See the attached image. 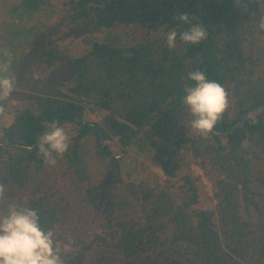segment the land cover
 <instances>
[{"label":"trees","instance_id":"16d2710c","mask_svg":"<svg viewBox=\"0 0 264 264\" xmlns=\"http://www.w3.org/2000/svg\"><path fill=\"white\" fill-rule=\"evenodd\" d=\"M59 1L18 0L0 20V61L11 54L10 74L19 87L0 110V167L7 169L8 194L28 193L25 201L13 195V203L36 210L62 245L67 232L74 236L77 250L64 254L65 264H87L102 246L119 247L130 259L158 249L167 264H264V236L250 252L238 245L250 224L244 210L249 215L254 208L264 218L256 197L264 174L254 173V160L264 159V32L257 27L264 0ZM181 13L202 24L207 38L190 44L178 37L170 49L166 34L190 27L177 19ZM56 25H89L82 51L74 41L38 36L52 35ZM36 36L41 42L32 46ZM195 70L225 88L229 106L211 133L193 138L177 125L191 115L182 98ZM53 121L70 137L54 166L38 148ZM91 147L110 166L104 184L90 173ZM181 147L211 161L218 213L231 241L216 227L197 177L177 178ZM130 151L137 155L132 169L125 163ZM148 154L166 179L146 175ZM61 177L75 184L79 205L91 214L88 223H98L100 232L89 236L71 222Z\"/></svg>","mask_w":264,"mask_h":264},{"label":"clouds","instance_id":"9594fccd","mask_svg":"<svg viewBox=\"0 0 264 264\" xmlns=\"http://www.w3.org/2000/svg\"><path fill=\"white\" fill-rule=\"evenodd\" d=\"M240 2L237 0L238 4ZM244 10H247L246 7ZM177 19L190 27L180 33L175 29L169 31L166 34L168 48H175L178 37L190 44H198L207 38L204 26L193 23V18L187 13L179 14ZM257 27L264 32V16L260 17ZM5 55L8 59L0 61V110L16 90V78L10 74L11 54ZM188 79L194 84L184 88L182 102L193 117L192 129L207 136L229 106L228 93L220 83L208 79L201 70L189 72ZM38 148L44 162L54 166L56 157L68 152L70 137L64 127L53 121L48 125V130L40 135ZM7 192L6 185L0 182V207H5ZM67 252L68 246L62 245L51 229L42 227L36 210L7 203L6 211L0 215V264H65L63 256Z\"/></svg>","mask_w":264,"mask_h":264},{"label":"rangeland","instance_id":"374dc122","mask_svg":"<svg viewBox=\"0 0 264 264\" xmlns=\"http://www.w3.org/2000/svg\"><path fill=\"white\" fill-rule=\"evenodd\" d=\"M17 1L18 0H0V20L5 17L8 8L11 7ZM59 2V0H52L51 3H58V5L60 6ZM38 17L43 18L42 15ZM59 18L60 15H57L53 17L51 21L48 20V23L52 25L53 23H56ZM83 26L74 27V25H64L62 27H59L56 25L53 27L52 31L50 30L53 33L52 35L51 33L48 34L46 32L38 36L41 38V36L45 35L46 40H50L53 36H55L56 39H58L59 37L58 41L62 44L74 41L76 42V45L71 46H74V48L78 49L79 51H82L83 44L80 42V39L83 38L84 33H87L89 31V25L86 27ZM67 32L69 34V37L67 36ZM65 33L66 36L62 37ZM141 35L142 32L139 33V36ZM38 36H36L37 38L35 37L36 39L35 41H33L32 46L41 42V39ZM34 75L38 76V73L35 72ZM16 102L17 100L14 99L13 103ZM91 116L92 119H100L99 115L91 114ZM192 119V115H187V117H185L184 119L179 120L177 128H179L181 131H184L186 134L191 135L193 138H196L199 136V134L192 129ZM69 132L71 131L69 130ZM205 142L206 141H201V143ZM192 145L195 146L196 143L193 142ZM91 148L92 149L89 150L91 162L90 173L93 176L95 182L104 184L109 180L108 178L110 175L107 171L110 169V166L105 163V158H102V156L96 154L93 150V147ZM126 151L120 152V154H118L117 156L119 158H122ZM115 152H119L118 148L115 149ZM179 155L184 156V162L180 172L177 175V178H180V176L184 173H189L192 174L193 177H197L196 183L199 188L201 198L205 200V206L214 210V221L216 222V227L218 228L224 239L230 240L229 228L224 227L222 225L220 221V215L218 213L219 199L214 195L216 191L215 181L217 179V176L211 170V161L205 155L196 156L193 149L185 151L183 147L179 149ZM136 156V153L132 151H130L126 155L125 163H128V168H134ZM143 160L146 166V175H149L153 178L159 177V179L161 180L167 178L166 172L154 162V157H152L151 154H148ZM254 173L257 176L264 174V159L262 157L254 160ZM6 174L7 169L0 167V182H3L5 185L7 182ZM51 177L52 176L50 175L47 177V179H50ZM57 183L63 184L65 193L69 192L68 197H70L71 199V209L69 211L73 216L71 218V222L74 223L76 226H81L83 229H85L89 236H93V232L95 231L100 232L102 230V227L98 223H88V219H90L91 214L79 205L76 197L77 195H75V184H72L65 177L59 178ZM256 189H258V192H260V196L256 197L264 205V189L259 182L258 187ZM18 193H6L4 197L5 206L7 203H13V195L21 196V201H25L28 198V193H26L24 189H20ZM3 213L4 210L0 208V215H2ZM78 213L81 214V218L77 217ZM243 213L245 218H250V224L248 226V234L240 238L238 245L241 246V251L250 252L256 245H258L260 238L264 236V218L262 219L261 217H259L258 211L254 208H251V213L249 215L248 213H246L245 210ZM171 231L172 230H168V233L171 234ZM63 245H67L68 250H77L76 245L74 244V236L70 232L66 233V239L63 241ZM90 255L91 256L86 260L87 264H167V259L164 257V254L159 252L158 249L153 252L145 253L137 259H130L126 257L119 247L107 248L105 246H102L99 250H95ZM242 264L247 263L246 261H244Z\"/></svg>","mask_w":264,"mask_h":264}]
</instances>
